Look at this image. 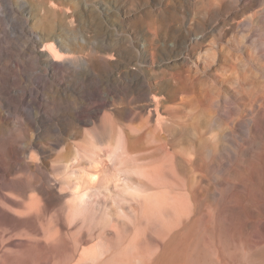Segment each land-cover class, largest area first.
Here are the masks:
<instances>
[{
    "label": "rangeland",
    "instance_id": "obj_1",
    "mask_svg": "<svg viewBox=\"0 0 264 264\" xmlns=\"http://www.w3.org/2000/svg\"><path fill=\"white\" fill-rule=\"evenodd\" d=\"M41 33L49 35L35 45L32 38ZM64 51L82 62L69 68L58 60ZM263 103L264 0H0V208L22 209L33 197L49 225L82 237L77 249L38 242L26 248L27 235L38 239L39 231L0 211V264H108L134 230L142 242L134 201V207L119 202L134 225L113 220L95 227L92 237L81 226L88 212L113 204L122 186L115 175L144 186L109 153L64 190L51 174L60 171L52 165L60 150L69 152L74 134L81 140L97 128L105 145L108 120L149 131L134 140L138 161L148 138L179 156L196 207L192 226L178 238L215 255L219 234L233 264H250L251 252L261 257L254 264H264V120L255 119ZM177 237L151 240L152 264L178 263Z\"/></svg>",
    "mask_w": 264,
    "mask_h": 264
},
{
    "label": "bare ground",
    "instance_id": "obj_2",
    "mask_svg": "<svg viewBox=\"0 0 264 264\" xmlns=\"http://www.w3.org/2000/svg\"><path fill=\"white\" fill-rule=\"evenodd\" d=\"M52 9H54L56 11H58V10L62 11L61 8L55 7V6L52 7ZM66 16H69V14H66ZM73 21L74 20L72 17L69 21H67V23L68 22L72 23ZM46 35H49V34H44V35L42 33L36 34V36L34 38H32L33 43L35 45L41 44L44 41ZM56 41H58L57 45L59 46V48L64 50L65 48L61 45L59 39H57ZM39 52L41 54H44L43 49H40ZM55 52H57V50H55ZM62 59L66 61L65 65H68L69 68L71 66L79 65L82 62V59L79 56H76L75 54H69L68 52H65V51L63 52V56H61L58 60H62ZM55 65H56V63H55ZM255 119L264 120V106H263V108L261 107L260 109H258V111L256 112V115H255ZM250 121H251V119H250ZM107 124L109 127L108 132L111 134V139L109 141H107L105 143V145H103V146H100L101 141L98 138V135L96 134L97 128H93L92 132L87 134V135L85 134L84 138H82L81 140H77V137L74 134V139H71L67 142V144L69 146H71L69 152L67 153V146H66L65 150H60L58 152V158L54 162L56 164L52 163L53 164L52 169L59 167L60 171H58V173L54 174V171L51 170V174H53L54 178H56L55 176H59L56 178L58 180L57 187L59 188V190H64L71 184L72 181H74V180L80 181L83 178L87 177L88 174L86 176L84 175L86 173V170L89 168L90 169L97 168L98 161L100 160L99 158H101L103 155H106L107 153H109L108 155L113 156L115 165L118 164L119 170H123L122 168L125 167L126 168V169H124L125 171H127L131 175L133 173V175H135L137 177V178L135 177L136 178L135 181L137 179L143 180L144 186L139 185V184L134 185L133 181H131V182L130 181H124V180H122L123 179L122 177L115 175L116 178L121 181L120 183L122 184V186L120 188H118V190L116 191L115 198L113 200V204H110V202H109L108 203L109 205L105 204V206L98 212H88L87 215L84 217L85 222L83 221L84 223H82L81 226H83V225L87 226V229L89 231H93L94 228L97 226L100 229V226L105 227V226L111 225L113 220H115V223L119 224V227H121L120 225L125 223L124 222L125 220H127L131 223L133 222L132 225H134V221L132 219L133 215L132 214L129 215V214H130V212H133L134 210H136L135 216H136V218L137 217L140 218V222L144 226V228L141 229V230L144 229L143 230L144 232H142L144 234V239L141 240L142 242H139V240L135 236V230H134L135 227L134 228L132 227V230H134V235L131 236V238H126L125 241L121 242L118 249L110 257L108 264H147V262L148 263L150 262V264H152L151 263L152 260H150V258L155 253V249L152 246L153 240L156 242H160V241H163L164 239H166L167 237L176 238L179 235L181 229H183L185 227L188 228L187 227L188 224H189L188 226H190V227L192 226V225H190L191 224L190 222L192 221V219L194 217L193 216L194 215L193 210H195V209H193V207L195 204L193 203L194 204L193 205L191 203V199H194V198L190 199L191 194L189 195L190 191H189V193L187 191V188H188V186H186L187 183L184 181L183 177L180 174L181 173V171H180L181 170V167H180V164H181L180 161L181 160H180L179 156H176L172 152L165 150L166 148L162 149L160 147V145L156 144L153 141V139L148 138L146 141V145L144 147V157H143L144 160L138 161L139 159H141V157L134 154V151L136 149V148L134 149V146H135L134 140L139 138L140 136H143V135H144V137H147L150 134L149 131H146L147 130L146 129V130H144V132L143 131L140 132L139 126H136V125L131 124V123L130 124H128V123L122 124V123H118L114 120H108ZM251 127L253 129H255L258 126L255 127L254 122L251 121ZM30 145H32V144H30ZM263 146H264V144H263ZM263 146H261V147L263 148ZM32 151H33V149H32ZM34 153L36 154V152H34ZM260 153H262V152H260ZM30 156L33 160H36V159L40 160L39 158H36L35 155L31 154ZM37 157H38V154H37ZM75 161H76V163H75ZM254 162L256 163V161H254ZM254 162L252 160V163H254ZM87 166H88V168H87ZM240 166L242 168L245 167L242 165H240ZM254 166H255V164H254ZM236 168H238V167L236 166ZM88 178H90V177H88ZM14 180L15 179H13V181L11 180L10 182H14V184H18V186H19L20 182L18 181V179L16 181H14ZM130 180H131V178H130ZM118 183H119V181H118ZM136 183H137V181H136ZM10 185H11V187L16 186V185H12V183H10ZM107 185L109 186L110 184H107ZM107 185H105V186H107ZM233 194H234V192H233ZM19 196L20 195L18 194L17 197H19ZM227 197L229 198V194L227 195ZM10 198L11 197H9V199ZM230 198H231V196H230ZM236 198H237V196H236ZM31 199L29 198L28 201L22 202V204H21L22 209H16L15 208L16 206L14 207L15 209H12L11 207L10 208L8 207L6 209L0 208V211L2 213H6V212L13 213L17 217H22V219H20L21 221H26V223L30 224V225L34 224V226L36 227V230L39 231V233L36 234V235H39L38 239L37 238L35 239L34 236L27 235V238H25V239H26V243H29V244L26 246V248L27 247L29 248L30 246H32V243L36 242V244H37V242H38L44 248H47V249H53V248L55 249V247H57L58 245H62L63 243H67V245H70L71 249L72 248L77 249L80 241L82 242V240H81L82 237L76 236V235L72 236L69 233H67V234L63 233L64 230H62V228H61L63 225H60V229L58 228L59 230L54 229V227L52 225L48 224L47 219L43 217V212L41 213L42 217L39 216L40 215V213H39L40 207L38 208L37 207L38 204L36 203L37 204L36 205L35 203H33L35 201L32 199L33 200V202H32ZM10 200H14V199L11 198ZM4 201H7V200H4ZM8 201H7V203H8ZM120 201H122V202L126 201L129 204L133 201H134V203L136 202L137 204L135 207L136 208L138 207V212H137L136 208H134V210L132 208L133 211L130 210V212H128L129 216L127 217L126 213H124V211H122V209H120V208H122L119 204ZM233 201H234V199H233ZM77 204L78 203H76V205ZM133 204L131 205V207L132 206L134 207ZM229 204H230V202H229ZM229 204L227 205V207L230 208ZM192 205H193V207H192ZM230 205H232V204H230ZM17 206H18V204H17ZM70 207H71V209L66 213L65 216L63 215L64 216L63 218H61L64 220V221L62 220L61 223L63 224V222H65V226H66V222L68 223L70 220H72V215H73L72 208H73V206L70 204ZM195 207H196V205H195ZM78 208H80V207H78ZM237 208L240 209L239 207H236L234 209H237ZM230 209H232V208H230ZM222 210L220 211L221 213H222ZM227 210H229V209H226V211ZM223 212H224V210H223ZM227 213H228V211H227ZM220 215H222V214H220ZM36 219L37 220L39 219V222L36 223ZM121 220H124L122 224H120V222H122ZM55 225H57V224H55ZM123 226H125V224ZM125 228H126V226H125ZM25 232H26V230H25ZM132 233H133V231H132ZM201 233H203V231ZM217 233H218V231H217ZM217 233H215V234H217ZM219 233H220V231H219ZM32 234H34V233H32ZM93 235H94V231L89 232L90 237H92ZM127 235L129 237L128 233H127ZM186 236L187 235H185V237L184 236L183 237L186 238ZM139 237L141 239V234ZM195 237H197V236H195ZM198 237L200 238L201 236H198ZM205 238H207V236ZM215 238H216L215 239V243H216L215 247H214V245H212V240H213L212 238H210L211 243H208V245L211 244L212 247L215 248V255H211V252H212L211 250L210 251L206 250V249L202 248V246L198 247L197 242L189 244L183 238L182 239H181V237L178 238L176 250H177V254L179 256V260H178L177 264H233L231 257H228L226 255V249L221 242L220 235L219 234L215 235ZM173 240L174 239H172V241ZM207 240H208V238H207ZM163 244H165V242ZM41 245H39V247ZM161 245L162 244L160 243V247H161ZM156 246H157V244H156ZM32 248H34V247L32 246ZM158 248H159V246H158ZM101 249L103 250V248H99V250H101ZM84 251H85V249H84ZM86 252L87 251H85V254H86ZM95 252H97L96 248L92 251V253H93L92 255H94ZM99 254L100 253H98V255ZM96 256H97V253H96ZM155 258L157 260V257H155ZM243 258H244V256H243ZM243 258H241V260ZM258 258H261V257H258V254L256 252H251L247 255V261L250 264H252L253 261L258 259ZM160 260H161V258H160ZM241 260H240V262H241ZM162 263H163V261H162ZM235 264H237V263H235Z\"/></svg>",
    "mask_w": 264,
    "mask_h": 264
}]
</instances>
